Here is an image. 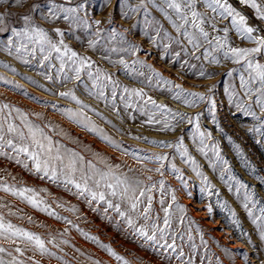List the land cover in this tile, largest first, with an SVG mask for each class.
Instances as JSON below:
<instances>
[{
	"label": "rangeland",
	"instance_id": "obj_1",
	"mask_svg": "<svg viewBox=\"0 0 264 264\" xmlns=\"http://www.w3.org/2000/svg\"><path fill=\"white\" fill-rule=\"evenodd\" d=\"M210 3L195 0L194 10L206 21L202 25L208 33L205 40L190 27L187 7L183 11L188 13L189 25L178 32L174 25L182 21L163 0H144L143 5L141 0H0V17L4 18L0 69L16 77L0 72V107L8 105L0 112V123L7 120L27 135L19 114L11 111L19 109L53 141L54 148L60 146L62 155L75 152L83 157L84 173L93 176L89 188L104 192L106 200L119 203L133 219L129 226L114 210L105 212L104 202L89 203L87 193L81 195L63 178H41L43 174L34 171L31 160L21 154V163H17L16 153L5 147V154L0 155V216L39 236L53 253L41 255L22 242L0 239V247L11 253L3 254L6 261L15 256L24 264H264V108L257 103L264 102V92L257 91L258 81H250V74L255 73L247 67L249 60L264 65V49L234 62L230 49L258 45ZM221 3L245 17L247 27L261 30L256 35L253 32L254 37H264V19L255 9L240 0ZM257 3L264 6V0ZM33 27L47 33L60 52L47 43L12 34L13 29L22 32ZM185 32L199 47L189 43ZM217 39L221 44L227 41L226 45L221 47ZM65 48L91 67H81L78 60L69 58L70 53L64 55ZM131 90L143 95L130 94ZM179 90L204 99L191 103L192 97L174 98ZM61 93H72L80 104ZM70 113L79 115L72 119ZM84 124L94 126L114 144ZM5 138L21 143L15 134ZM147 152L163 159H152ZM101 160L119 165L116 175L140 182L135 195L139 196V189L145 195L140 197L137 212L129 211L127 201L108 195L111 190L104 181L96 187L94 180L100 177L87 163L108 171ZM72 178L83 182L80 171ZM4 186L32 188L44 203L33 207L4 191ZM149 196L151 211L146 221L142 212ZM165 209L170 227L165 229L164 240L159 239V232L157 242L136 232L143 227L151 234L153 224L165 228ZM173 237L175 250L160 247L172 244Z\"/></svg>",
	"mask_w": 264,
	"mask_h": 264
},
{
	"label": "snow or ice",
	"instance_id": "obj_2",
	"mask_svg": "<svg viewBox=\"0 0 264 264\" xmlns=\"http://www.w3.org/2000/svg\"><path fill=\"white\" fill-rule=\"evenodd\" d=\"M19 2V0H18ZM149 2H153V0H149ZM242 4H246L250 6L251 8L256 10L257 15L264 19V6L257 3V0H240ZM144 0H141V4L143 5ZM163 3L166 5L168 9L174 10L178 14V18L182 21L180 25H174L176 27V30L179 32L180 28H183L185 25H189V16L188 13H185L183 11L184 7H187L190 10L191 14V23L190 27L195 29L200 33V35L207 40L208 33L204 31V28L202 25L206 22L203 17L195 11V0H163ZM212 4H215L218 8L222 9L221 15H224L225 13L232 18V23L235 27H237L238 32H240L242 35H244L247 39L253 41L258 46L253 49H240V48H232L230 49V53L234 58V62H240L242 59H246L251 54L260 52L262 49H264V37H254L252 34L255 31L252 27H247L245 22V17H243L239 12H236L231 6L227 5L226 3H221V0H211V3L209 6L211 7ZM163 11V9H161ZM215 10V9H213ZM68 11L75 12L76 9H69ZM67 18V17H66ZM25 21H28V17H24ZM4 23V18L0 17V24ZM98 23V22H97ZM3 29H0L2 31ZM225 33H227V29L224 30ZM13 36H25L29 40H34L37 43L45 44L47 43L49 47L56 51L60 52V47H58L56 44H53L51 40L48 38L47 33L43 32L41 29L37 28H31L30 30L28 28H25L22 32H17L15 29L12 30ZM34 34V35H33ZM185 37L189 39V43L193 44V47H199V45L195 42L194 38L189 36L187 32L184 33ZM209 43H211L209 41ZM227 41H224L223 44L220 43L219 39H217V44H219L221 47L225 46ZM11 40L9 41L8 47H11ZM90 46H93L90 44ZM134 47V46H133ZM17 51H20L19 48H17ZM69 58H75V60H78L81 67L88 66L91 67L90 63L81 57H78L75 52H71V50L65 48L64 49V55H69ZM207 58V53L205 54ZM226 56L228 53L225 54ZM47 59V57H45ZM216 62V61H213ZM123 63V61H121ZM247 67L252 70V72L255 73L254 76L250 74V81L252 83L259 82L260 87L257 89V91L264 92V65H261L259 63L253 64L252 61H248ZM77 72V78L79 77L80 68L76 69ZM203 74V73H202ZM91 75V73H90ZM107 78V77H106ZM169 83L170 82H165ZM243 83V82H242ZM179 88V86H175ZM125 91H129L128 89H125ZM130 94H134L136 96H142L143 93L136 92L135 90H131ZM61 96H71L73 100H76V97L72 95V93H61ZM102 95V93H101ZM113 95H115V92H113ZM180 96H188L192 97L193 100L191 103H194L195 100H203V96H198L196 93H184L182 90L177 91L176 96L174 98H180ZM77 104H80L79 100H76ZM154 107L160 109L162 112L167 111L164 106L162 105H156L154 101H151ZM188 103V101H186ZM257 103L261 104V107L264 108V102H261L260 100L257 101ZM239 106V105H238ZM8 105H3L0 107V112L3 111V109H7ZM11 111H15L19 114V118L21 120V123L24 125V128L27 129V135H25L24 131L20 130L15 126L13 123L8 122L5 120L3 123H0V155H4L3 149L5 147H8L12 149L13 152L16 153V156L14 157L17 161V163H21L19 156L23 154L28 160L32 161V167L36 173H42L43 177H48L50 180L56 181L57 179L63 178L66 184H72L81 195L87 193L90 196L89 203L92 201L97 202H104L106 204L105 212H107L109 209L114 210L116 213H118L121 217H124L127 219V223L129 226H133V219L129 216H127L125 211L121 210V205L119 203H113L110 200H106L105 193L104 192H97L93 191L88 186V180L93 179V176L86 175L84 173V165L85 161L83 157L79 156L75 152H71L68 154L67 157L61 154L60 146L57 144L55 145V148L53 146V141L46 136L43 131L38 127L32 125L28 120L27 116L23 113H20L19 109H11ZM70 118L76 119V117L79 114L76 113H70ZM178 114H173V116H176ZM183 119V117H181ZM78 123H80V120H77ZM152 122L151 117L149 118V123ZM7 125V131L5 132L4 125ZM84 127L87 128L88 131H96L98 135L101 136V139L105 140L109 144H114V142L109 139L107 136L103 135L99 132V130L95 129L93 127H89L88 124H84ZM165 127L167 128V123L165 124ZM15 134L16 138L21 141L20 144L14 143L13 139L9 138L6 139V135L12 136ZM200 135L203 137L204 133H200ZM25 141H28L30 143H25ZM116 147H119L118 145H114ZM167 147H172V145H166ZM180 146L182 147V141ZM203 151V149H201ZM185 155H187L185 150ZM10 158H13L10 156ZM157 159H163V157H159ZM190 159V158H189ZM67 161V162H66ZM101 162L105 163V161L101 160ZM194 164V161H193ZM79 165V167H78ZM24 167H28V164L25 163ZM88 169H90L95 175H98L100 179L94 180V183L97 188L100 187L101 181H104V186L111 191L108 193V195L113 197H119L121 200L127 201L129 204V211L131 212H137L139 209V202L140 197H143L145 195L144 189H139V196H136L135 193L138 189V186L140 182L138 180L133 181L129 177H127L124 174L116 175V171L119 169V165H107L108 171H98L95 169L94 165L91 164V162L87 163ZM195 170V169H194ZM80 171L81 172V182H77L72 177L74 174ZM197 175H199V172H197ZM206 180V178H205ZM114 181V182H113ZM161 186H163V183L161 182ZM243 187V185H241ZM4 191H11L13 195L19 196L22 199L27 200L28 203L32 204L33 207H40L44 202L43 200L37 199V195L34 189L28 188V187H21L19 189L15 187H3ZM43 191V190H42ZM148 191H151L149 188ZM131 193V195H129ZM148 206L143 209L142 215L143 218L147 221L149 217V213L151 211V200L152 198L149 196L148 198ZM175 198L173 197V200ZM60 206V205H58ZM245 208H247V205H245ZM42 210L48 211L47 208H43ZM72 211H76L75 209H72ZM261 212L264 213V209H261ZM49 215H54V213L48 211ZM233 216L235 214L233 213ZM249 216H251V212H249ZM236 223V221H233ZM68 223H71L70 221ZM255 223V220L253 221ZM164 226L165 228H159L155 224L151 226V234L145 228H137L136 232L143 237L147 241H153L157 242V232L160 233L159 239L164 240L165 239V229L170 227V219L168 216V210L165 209V218H164ZM89 239L96 240L95 237H88ZM0 239L4 241H9L13 244H16L17 241L22 242L25 244L26 247H31L39 251L41 255H53V253L49 252L48 249L45 247V242L39 237L36 236L30 232L25 231L24 229L18 228L15 225L11 223L5 222L3 216H0ZM261 239L264 240V235L261 236ZM174 240L175 237H173V243L172 244H160L161 248H168L173 249L174 248ZM49 243H52L51 240H49ZM61 243H66V241H61ZM102 248H106V250L109 252L110 255L116 257L117 260H122L121 257L116 256V254L111 250L110 247L101 245ZM15 251L19 255H23V251L16 247ZM3 254L11 255V253H8L7 250L3 247H0V264H24L22 260L17 259V257L12 256L10 260H5L3 258ZM183 253H181L182 255ZM122 264H128L127 261H122Z\"/></svg>",
	"mask_w": 264,
	"mask_h": 264
},
{
	"label": "bare ground",
	"instance_id": "obj_3",
	"mask_svg": "<svg viewBox=\"0 0 264 264\" xmlns=\"http://www.w3.org/2000/svg\"><path fill=\"white\" fill-rule=\"evenodd\" d=\"M255 35L256 34H258V32H260L261 33V30L260 29H258V27L255 29ZM0 72L1 73H5L8 77H10V78H13V79H16V77L15 76H13V75H11V74H8L7 72H5L4 70H2V69H0ZM176 107L178 108V109H180L181 111H183V112H187V110H185V109H183V108H181L180 106H177L176 105ZM148 153V152H147ZM149 154V156L152 158V159H156L157 158V156L154 154V153H148Z\"/></svg>",
	"mask_w": 264,
	"mask_h": 264
}]
</instances>
